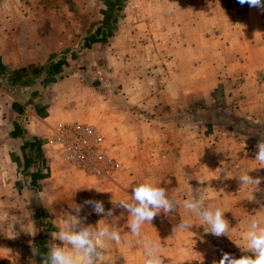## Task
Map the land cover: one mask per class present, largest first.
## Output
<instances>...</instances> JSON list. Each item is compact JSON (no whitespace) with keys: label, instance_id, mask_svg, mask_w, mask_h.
<instances>
[{"label":"rangeland","instance_id":"1","mask_svg":"<svg viewBox=\"0 0 264 264\" xmlns=\"http://www.w3.org/2000/svg\"><path fill=\"white\" fill-rule=\"evenodd\" d=\"M145 4V0H109L106 11L112 16L109 30L116 27L118 31L105 34L106 42L100 43L99 48H94L93 55L87 59L84 57L81 66L75 64V67H81L80 75L75 77V80L67 81L64 87L58 90V97L47 95L45 98L46 106L57 103L60 114H76L78 117L74 121L63 120L54 123L42 140L49 144V149L54 150V157L57 156L53 161V167L57 169L55 172L60 174V170H68L71 175L68 178L73 186L68 183L72 190L66 196V183H61V180H64L61 179L54 184L51 192L41 194L42 200L39 202L42 206L39 210L36 209L34 214L42 218L36 223L40 233L45 234L41 246L50 242L49 233L58 230V226L71 211L70 206L82 205L86 199L97 200L96 189L85 187L99 186L100 190L107 193L105 197L111 198L107 189L115 192L112 188L116 185L119 173L126 170L125 174L130 175V179L127 178L129 192L132 193V188L137 183L146 177H153L151 170L164 169V150H168L171 164L177 163L178 156L182 160L183 155L182 162H185V165L181 169L185 172L183 184L186 198L189 192L194 193L193 190L197 192L200 189L204 192L209 187L213 188L218 175L215 169L239 168L246 162L248 163L244 169L257 166L254 160L256 145L259 141H264V70L258 71L255 67L252 68L251 64L249 67L239 64L238 60L243 62L241 57L228 58L227 49L215 46V40L212 38L214 34L209 30L202 33L201 46H195L193 49L177 50L163 44L162 39L167 40V34L162 33L161 26L157 31L149 29L152 17L145 16V13L149 15L145 12ZM206 4L208 6V3ZM238 5L241 6L240 3ZM75 6L77 8H74ZM34 7L36 9L31 10ZM98 8L96 0H0V50L5 41H18V34L24 36L28 19L41 15L40 18L46 20L41 25L48 31L54 28V25L58 28L60 25H70V11L78 13L75 16L79 15L78 19L83 23L85 30L88 24L93 26L98 22ZM121 8L127 12L122 11L120 16ZM153 9L154 14H160V1L155 2ZM117 16L118 18H115ZM115 19L121 26L114 25ZM50 20L53 21L52 24ZM170 34L172 39L173 33ZM75 35L79 34H73ZM77 42V38L73 39L74 45ZM238 51L236 56L246 52L241 49ZM226 58L231 63L225 64ZM1 78L0 90H9L10 83L18 91L10 89L21 93L23 84L15 80L6 83ZM1 97L3 96H0V103ZM69 122L91 124L100 130L104 149L121 164L112 174L110 181H95L87 172L66 161L60 148L50 143L48 136L51 130ZM1 134L0 131V142ZM215 147L228 149L240 156L239 164L233 165L238 157L213 154L211 149ZM213 157H219V160ZM89 177L92 178L93 184L87 182ZM157 179L162 181L161 186L167 190L168 196L173 197L170 195L172 188L180 185L177 178L169 175L165 180L160 177ZM240 190L244 194L235 193L234 196L238 197L232 202V206L224 200L217 203L228 210L225 217L230 223L229 235L237 243H242L240 234L246 220L252 216H264V189L260 188L255 192H247L244 188ZM205 195L208 196L209 193ZM221 195L226 197L225 192ZM241 196L244 197L243 206ZM259 197L263 202L258 203ZM31 198L34 201L39 200V196L35 194H32ZM110 202L112 200L103 202L105 211L112 209L113 216L118 219L114 223H111L110 217L105 219L110 227H115L122 233L125 229L121 222L129 213L108 204ZM34 210L28 208L27 215H33ZM80 215L86 216V225H89L92 217L98 216L91 206H84ZM160 215L167 217L168 214L161 212ZM175 215H178V209L169 213L168 219L173 228L180 223L179 217ZM154 221L158 223L159 219ZM148 227L147 233L142 230L141 238L155 239L160 243L161 251L167 256L164 258L165 264H179L184 258L187 259V264H194L193 260H196L198 253L196 249L188 248L191 238L177 246L182 251V256L177 257L176 250H164L167 237L154 233L157 227L153 224ZM201 227L198 232L202 234V239H206L202 242L203 262L205 259L207 264L218 262L223 252L237 258L243 254L241 248L228 236L215 237L205 232L203 225ZM194 228L193 225L185 234L193 237L194 234L190 232H193ZM32 244L37 242L27 246L32 248ZM137 251V261H133L143 264L144 250L138 243ZM119 261L121 264H127L123 255L117 262Z\"/></svg>","mask_w":264,"mask_h":264},{"label":"crops","instance_id":"2","mask_svg":"<svg viewBox=\"0 0 264 264\" xmlns=\"http://www.w3.org/2000/svg\"><path fill=\"white\" fill-rule=\"evenodd\" d=\"M158 1L161 5L160 14H154L153 7ZM235 1H237V5ZM96 2L99 7L98 22L93 26L88 24L85 30L83 23L78 19L79 15L75 16L78 13L75 12L67 11L70 25L67 27L60 25L59 28L54 25V28L52 27L48 31L43 27L44 25H41L46 20L40 18L41 15H39L35 19L27 20L24 36L18 34V41L7 40L1 47V80L6 83H9V80L18 81L23 84V88H21V93H15L12 89H17L9 83L8 85L12 89L0 90V96H3L0 103V124H2L0 127L2 132L0 142V264H31L32 261L33 264H42V255L46 253L47 247L53 243L51 235L55 232L49 233L50 242L41 246L45 234L40 233L36 223H39L42 218L34 215L36 209L39 210L42 206L39 202L42 200L40 196L43 192L44 194L51 192L54 184H57L61 179H64L61 180V183H66L65 192L67 196V193L72 190L73 184L69 181L68 177L71 175L68 174V170H60V174L55 172L57 169L53 167V161L57 156L54 157V150L49 149V144L42 142V140L45 139L49 128L54 123L63 120L74 121L78 116L76 114H60L57 103L46 106L45 98L47 95L58 97V90L62 89L67 81L75 80V77L80 75L81 67H75V64L81 66L84 57L87 59L93 55L94 48H99L100 43L106 42L105 34L118 31L115 26L114 29L109 30L112 25V16L106 12L109 0H96ZM145 2L147 3L145 4V12L149 13V15L145 13V16L152 17L149 29L157 31V28L161 26L162 33L167 34V40L161 38L163 44L177 50L193 49L195 46H201L202 33L209 30L211 34H214L212 38L215 40V46L227 49L228 58L238 59L237 57H241L243 62L238 60L239 64L247 67L251 64V67H255L258 71L264 70V10L250 7L247 3L240 6L238 0H145ZM34 9L36 7L31 10ZM122 11L127 12L121 8L120 16ZM52 23L53 21L50 20V24ZM115 24L121 26L119 21L116 22V19ZM170 33H173L172 39H170ZM73 34L79 35L73 36ZM75 38L78 39V45L77 43L73 44ZM238 49L246 52H243L241 56H236L235 53ZM228 58H226L225 64L231 63ZM8 85L6 84V86ZM211 150L216 156L238 157L233 165L239 164L240 156L235 155L234 152L228 149L221 150L220 147ZM163 154L164 169L155 168L150 173L153 177H160L162 180H165L169 175L176 177L180 185L172 188L170 195L183 201L186 199L183 184L185 183V172L181 169L185 165V162H182L183 155L181 154L182 160L178 156L177 163L171 164L170 158H168V150H164ZM213 158L219 160V157ZM222 160L225 159L222 158ZM241 160L243 161V158ZM247 163H242L239 168L215 169L218 175L214 187H209L204 192H201L200 189L197 192L193 190V195L209 193L208 197L210 198L207 200L209 204H217L224 200L232 206V202L238 197L234 194H244L240 188H244L247 192H255L260 188L264 189V168H257L249 172L253 178H261V183L257 188L241 185L238 177L248 171V169H244ZM174 169L177 170L173 171ZM123 171L119 173L116 180L117 186L112 188V191L115 192L107 189L111 198L105 197V194L107 195L105 190H100L99 186L95 187L104 191L97 192L95 196L97 200L107 202L112 199L119 200L130 197L131 192H129L130 186L128 184L130 175L125 174L126 170ZM226 175L229 177L226 178ZM88 181L93 184L92 178L89 177ZM68 183L71 187L68 186ZM224 192L226 197L221 195ZM32 194L39 196V200H35L37 202L31 198ZM262 199L264 198L262 197ZM240 200H242L243 206L244 197L241 196ZM257 201L258 203L263 202L260 197L257 198ZM108 204L114 206L112 202ZM30 207L35 209L31 216L27 215L26 212ZM177 209L178 215L175 216L179 217V222H181L186 218L182 203ZM168 217L169 214L167 217L158 215L152 221V224L157 227L153 232L157 235H165L169 241L164 243L166 244L164 250H176V256H182V251L177 246H181L187 238H191L188 248L190 250L196 249L198 253L196 260H193L194 264H207L206 259L204 262L202 260L204 258L201 252L204 245L202 242L206 239H202V234L198 232L202 228L199 225L200 221L193 218L192 223L195 228L190 233L194 235L190 237V235L185 234L184 230H178L174 233V228L170 225ZM105 218L109 217L102 215L92 217L89 224L95 227L100 220V224H106L108 222ZM110 218L111 223L118 219L117 216ZM157 218L159 219L158 223L154 221ZM128 219L129 216H126L121 222L124 226L123 229H125L122 235L127 237V241L123 242L122 245L111 242L108 250L103 253L98 262L99 264H121V261H117L122 255L127 264H136L138 257L137 240L128 231ZM150 225L145 224L142 230L147 233L146 230ZM33 242H37V244H32V248L27 246ZM55 242L58 243V240ZM195 245L198 246L194 248ZM34 249H39L41 255H33ZM38 258H40L39 261ZM133 259L136 261L134 262ZM179 264H187V259L184 258ZM211 264H214V261Z\"/></svg>","mask_w":264,"mask_h":264},{"label":"clouds","instance_id":"3","mask_svg":"<svg viewBox=\"0 0 264 264\" xmlns=\"http://www.w3.org/2000/svg\"><path fill=\"white\" fill-rule=\"evenodd\" d=\"M238 3L241 5L247 3L250 7L264 10V0H238ZM256 147L254 159L257 166L250 167L238 177L243 186L257 188L261 183V178H253L249 175L252 170L264 168V141H259ZM228 177L226 175V178ZM161 184L162 181L157 178L146 177L132 188L130 197L112 199L114 206L129 213L127 228L132 237L136 238L137 243L143 247V264H165L164 258L167 257L161 251L158 241L141 238L143 226L152 225L153 219L161 212L165 214L174 212L181 203L188 216L174 227V233L178 230L190 231L194 217L200 221L199 225L204 226L205 232L215 237L228 236L234 241L229 235V220L225 217L227 209L219 204L207 203L209 197L206 195H193L191 192L183 201L175 196L170 198ZM95 189L97 192H104ZM84 206H91L92 211L98 215L113 216L112 209L106 212L100 200L86 199L82 205L70 206L71 211L58 226V230L51 235L53 243L42 255V264H98L111 242L119 245L127 241V237L123 236L119 229L110 227L107 223L102 225L101 220L95 227L86 225L84 223L86 216L80 215ZM57 240L60 243H56ZM240 241L242 243L234 242L241 248L243 253L241 256L237 258L228 252H223L220 260L214 264H264V216H252L246 220ZM33 255H41L39 249H34Z\"/></svg>","mask_w":264,"mask_h":264},{"label":"built area","instance_id":"4","mask_svg":"<svg viewBox=\"0 0 264 264\" xmlns=\"http://www.w3.org/2000/svg\"><path fill=\"white\" fill-rule=\"evenodd\" d=\"M49 140L58 146L62 157L81 168L97 182L110 181L112 174L121 167L103 147L100 130L91 124L69 122L51 130Z\"/></svg>","mask_w":264,"mask_h":264}]
</instances>
